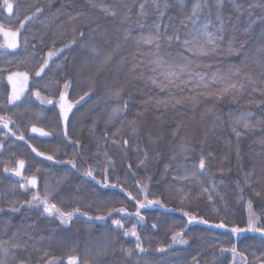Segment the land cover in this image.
Returning a JSON list of instances; mask_svg holds the SVG:
<instances>
[{"label":"trees","instance_id":"1","mask_svg":"<svg viewBox=\"0 0 264 264\" xmlns=\"http://www.w3.org/2000/svg\"><path fill=\"white\" fill-rule=\"evenodd\" d=\"M10 2L13 14L0 8V24L15 31L31 19L17 49L0 48V117L8 122L0 126V264H67L69 257L79 264H264V236L230 231L246 229L250 214L264 228V0ZM148 36L152 44L144 43ZM186 40L207 54L186 51ZM49 51L57 54L37 76ZM158 59L177 72L186 66L179 87L152 84V77L164 80ZM187 71L205 82L215 75L211 89L243 88L220 100L200 95L209 89L185 86ZM13 73L28 79L20 77L23 91L10 104ZM61 93L73 105L67 121ZM242 116L247 130L235 124ZM34 195L72 218L48 215ZM147 200L165 207L136 215ZM220 223L226 227L212 226ZM177 232L186 243L173 242Z\"/></svg>","mask_w":264,"mask_h":264},{"label":"snow or ice","instance_id":"2","mask_svg":"<svg viewBox=\"0 0 264 264\" xmlns=\"http://www.w3.org/2000/svg\"><path fill=\"white\" fill-rule=\"evenodd\" d=\"M200 5L197 3L193 6V14H195L196 10L199 9ZM0 8H3L5 11H7L9 13V15L13 14V9H14V5L13 3L10 2V0H0ZM144 5H141V10H143ZM39 11V10H37ZM105 11H108V9H105ZM114 15V13H113ZM31 17L29 16H25L23 20L20 21V28L16 29L15 31H12L11 29L5 28V26L3 24H0V36L3 37V42L0 43V48H6V49H11V50H15L19 47V40L18 37L20 35V29L25 27V22L30 20ZM144 39V43L147 44H152L154 42V38L152 36H148L143 38ZM169 39H172L171 37H169ZM191 42L189 41H185V45H186V51H191L193 52L194 55H205L207 54V50L204 48L203 45H200L199 47L193 49L191 47H188V45H190ZM208 43H212L211 40L208 41ZM157 47H159V45L157 44ZM233 49L230 47L229 51H232ZM57 53L55 51H49L47 54V59H45L43 61V64L41 65L39 71L36 72L37 76H40L41 73L44 72L45 68L48 66V61ZM156 64L159 68L162 69L161 75L164 77V80H158L156 77H152L151 78V82L153 85L159 87L161 89V91H163L165 89V87L167 86L164 81H167V84H173L175 85V80H180L181 79V74H184L186 72V66L185 67H181L179 72L171 69L170 67H165L164 63L162 60H157ZM156 69H153V71H155ZM187 76L189 77L187 80L185 81H181L185 86L187 85H192L195 84L197 87H203L204 89H209L206 92H202L200 93V95H207L210 97H214L217 100L223 99L224 97H226L229 94H233L234 95V91H239V89L243 88V85H237L236 83H227L224 86L215 88V89H211L210 85H215L218 83L216 76L214 75L211 79V81L205 82V78L202 74L200 73H194L192 71H187ZM16 77H22L25 81H27L28 77L27 74L25 73H13L12 75H9L8 80L9 83H13L14 79ZM194 77H198V79H193ZM175 78V79H173ZM69 85L66 83L65 84V88H67ZM177 87H179V85H175ZM23 91V89L17 90L15 87V84L13 83V91L12 94L9 96V103L12 104L15 101L20 99V94ZM37 99H40V94L39 92L35 93ZM115 95L117 97H119L120 95V91H117L115 93ZM83 99V97L81 98ZM177 104L181 103L182 100L181 99H176L175 101ZM41 103H44L43 100H41ZM48 104H52L53 101L52 100H48L47 101ZM157 104H167V101H161L158 100ZM73 105L70 103H67L66 98H65V94L61 93L60 95V109H61V116L62 118L67 121L68 120V113L72 110ZM248 115H251V113H249ZM235 124L237 126H241L243 127L245 130H247L249 128V124L244 122V117H240L236 120ZM0 126H2L3 128L7 129L8 128V122L5 121L2 117H0ZM33 132L39 133V135L41 136H47L49 135L48 132H45L43 129H39L36 127L32 128ZM233 133L235 134V136L237 138H239L242 135V132L238 130V128L236 126H234L232 128ZM65 135H67V132H65ZM20 139H23V137H19ZM125 144H127V141L124 142ZM33 151H36L35 148H33ZM37 155H42V153L37 152ZM46 159L48 160H52L53 157L52 156H47ZM73 167H76V165L73 163L72 164ZM24 167V162L23 161H19L18 162V167L14 170L13 174L16 176H20L21 175V170ZM199 168L201 170H203L205 168V159L201 158L199 161ZM5 171H9V169L5 168ZM84 175L89 176V177H93V179H95V177L93 176V172L92 170H88L84 173ZM185 179L187 177H184ZM28 184H30L32 187L36 186V180L35 178H31L28 180ZM104 184L105 186H107V177L104 178ZM21 188H25L24 184L20 185ZM257 195H260V193H256ZM129 198L131 199V194H129ZM33 200H37L40 202V204L43 205V211L45 213H47L48 215H53L56 214L57 216H59L61 218V222L65 223L66 221L70 220L73 216V212H64L61 211L60 209H58L56 207L55 204H50L47 196H45L44 199H41L38 195H34L33 196ZM31 205V201L28 202ZM152 204H158L160 205V207H165L164 204L161 203L160 200H147L146 203L145 202H139L137 205L138 211L136 213V215L139 216V209L140 208H144L145 206H150ZM249 209L251 210V203H249ZM13 211H18V209L13 208ZM77 211H79L77 209ZM120 212H123L124 209H119ZM109 215H111V212H109ZM185 215H188L187 213H185ZM91 218V217H89ZM97 220H102L104 219L103 216H97L95 217ZM141 219H143V217H141ZM258 217L257 218H253V216L250 214L249 216V220H248V226L246 229H242L239 227H232L230 229V231L234 234L243 232V231H250V232H259L262 236H264V228L261 227H257V223H258ZM197 217L195 216H189L188 217V221L189 223H192L193 221H196ZM113 224L118 227V228H122L123 225L121 224L120 220H113L112 221ZM199 223L201 224H207L208 221L204 220V219H200ZM213 227H217V228H225V224L224 223H220V224H216V225H212ZM153 227H155V225H153ZM128 232H125V235H128ZM132 236H136V232L133 229L130 233ZM177 237H182V233L181 232H177L175 233V235H173L172 240L173 242L176 243H186V241H184L182 238L181 239H177ZM19 247V246H17ZM136 248L139 249L140 251H144V249L141 247L140 243H139V237H137V244H136ZM158 251H163V249H157ZM130 251V250H129ZM231 251L233 253V255H237V250L236 247L233 246L231 248ZM49 264H51V262H49ZM67 264H79V258L78 257H69L67 260Z\"/></svg>","mask_w":264,"mask_h":264},{"label":"rangeland","instance_id":"3","mask_svg":"<svg viewBox=\"0 0 264 264\" xmlns=\"http://www.w3.org/2000/svg\"><path fill=\"white\" fill-rule=\"evenodd\" d=\"M13 83L15 84V87L17 90L22 89V87L24 85V81H22V79L20 77H16L14 79Z\"/></svg>","mask_w":264,"mask_h":264}]
</instances>
